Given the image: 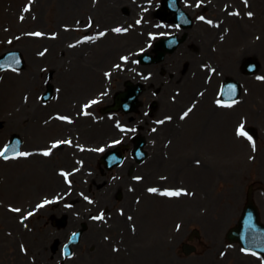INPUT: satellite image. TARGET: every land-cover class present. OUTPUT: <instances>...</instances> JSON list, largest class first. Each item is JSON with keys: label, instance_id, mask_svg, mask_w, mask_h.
<instances>
[{"label": "rangeland", "instance_id": "obj_1", "mask_svg": "<svg viewBox=\"0 0 264 264\" xmlns=\"http://www.w3.org/2000/svg\"><path fill=\"white\" fill-rule=\"evenodd\" d=\"M133 1L0 0V51L21 49L28 61L36 56L35 52L40 51L43 45L50 47L51 50V44H55L53 51L40 56V62L36 65L35 70L24 69L15 72L8 70L5 73H0V96L10 98L7 100L10 102L9 106H0V117H5L7 120L0 125V131L1 129L7 130L8 134L10 132L30 133V141L26 144L41 143L45 145L48 140L54 139L68 128L58 116L65 114L74 121L71 128L76 131L78 136L80 134L84 136L82 139L93 141L94 138H90L91 135L98 134L110 126L118 129L121 124H128L133 128H138L139 125L150 128L153 126L151 123L155 118L163 117L165 110H159L150 118L149 112L144 107L129 115L121 111L108 114L101 112V108L112 101L114 94L123 85L122 71L124 72V70L118 66L122 55L134 54L139 49L143 50L145 46L150 51L152 48L149 45L153 40L151 38L150 41L147 36L151 30L146 26L148 20H152L154 23L150 12L147 14L150 10L147 2L150 0H139L140 7ZM119 2L129 3L132 9L131 13L123 12ZM26 8L27 11H25ZM120 24L126 31L129 29L128 32L125 31L117 35L112 33V27ZM89 26L91 27L88 28ZM235 27L238 29L236 23L232 25L233 32L236 30ZM102 28L109 29L104 38L95 39L96 42H92V40L86 44L73 45V41L82 34L92 31L91 36L94 37L96 32H100ZM34 30L53 34L54 39L32 38L30 33ZM159 32L167 33L165 29L158 30V34ZM253 34L254 31L249 32L236 44H249ZM56 39L61 40V43L56 44L54 41ZM133 41L135 43L132 45L128 44ZM189 42L182 44L172 55L174 63L171 65L174 66L171 67L168 64L171 62V57L167 58L165 62L169 68L165 76L167 78L165 82L166 96L169 98L175 95L174 91L178 89L181 95H185L186 99L174 110L175 113L178 112L177 117H180L181 109L188 104L187 102L195 99L196 91L201 90L202 96L198 99L199 104L189 119L179 122L174 118L170 122L169 130L176 129L178 132L173 133V143L169 150L161 154L162 158L168 162L166 171L174 178L172 179L173 183L170 182L171 184L167 186L176 187L175 185L181 178L183 179V176L194 175L196 177L197 175L200 177L202 191L206 193L202 218L191 219L196 211L194 208L196 203H192L190 197L189 199L184 198V200H172L171 198L167 202L158 199L161 203L158 208L161 209L162 214L156 212L155 217H152L146 205L153 203V200L148 197L141 200L136 209L137 215L134 217V221L123 216L128 215L124 213L115 219V229H104L108 236L105 234L102 242L105 244V248L98 256L95 241L99 239V236L94 238L91 246L89 235L86 233L81 243L74 248L73 257L63 258L59 252L54 253L51 250L53 236L59 233L55 231L49 215L44 213L30 220L31 227L28 229V237L35 243L30 247L29 242L25 241L29 255H36L40 261L48 264H55L57 258L61 257L63 259L59 260V264H85L89 256L93 255H96L99 260L92 264H199L198 261L201 262L200 258L206 253L208 257L214 256L215 258V253L221 248V243L218 241L215 245L212 241L217 235L216 230L224 224V221L217 226L213 224L214 218L228 220L229 214H235L246 200L250 184H254L255 193L259 187L264 186V164L258 163L255 158L256 151L264 152V141L260 142L258 146L253 140L236 137L234 134V127L239 121L247 118L250 123L256 121V117H254L256 106L253 102L251 104L252 100L249 99L247 101L250 102V105L242 103L236 107V110L220 108L215 111L218 113L220 123L217 128L211 126L203 128L197 124L200 119L203 124V116L209 114L208 108H212L210 98L212 99L213 92L211 93L209 83L208 65L201 67L191 76L188 75L191 69L186 73H180L178 59L183 62V59L191 54L190 51L198 54L190 47L193 39H190ZM25 50H31L34 55L29 56ZM97 50H104V52L107 50L109 56L105 62H99L100 60L97 59L99 55L95 56ZM113 51L114 54L110 55V52ZM42 65L45 71L40 69ZM151 68L156 71L157 76L161 75L158 65L155 67L143 64H140L139 75H146ZM153 69L152 71H154ZM50 71L54 72L52 78L57 92L52 103H42L40 95L46 89L45 82ZM180 74L187 76L178 81ZM194 76H197L196 81L189 78ZM166 78L162 77V80L164 81ZM179 84H184V87H180ZM207 85H209L208 92ZM211 87L213 88V84ZM28 92H30L28 97L33 102L32 107L30 102H25L24 105L21 103L23 96ZM256 93L263 95L261 92ZM147 94L149 95V90ZM101 95L107 101L95 106L91 110L92 113L84 115V104ZM165 99L167 98L165 97ZM142 100L147 101V97L143 96ZM76 105H78L77 109L70 110ZM246 107H251L252 110L248 111ZM10 108L12 111L6 114L3 112ZM133 117L134 120H131ZM10 120H12L11 124ZM42 128L45 129L43 133L46 135L42 142H37L38 135L36 133ZM259 157L262 156L259 154ZM28 164H31L30 161ZM195 183V180L189 179V191L195 186ZM80 193H86V188L82 184L79 185L76 195H80ZM0 195L5 196L2 184H0ZM79 199L82 202L77 203L76 211L80 212V210H84L86 203L83 197ZM121 201L118 199L114 202V207ZM191 203L194 205L193 207ZM125 209L127 210V205ZM165 209L170 210L163 212ZM122 216L124 218H121ZM72 219L74 222L61 228V233L66 235L72 229L80 226L82 218ZM207 220L212 225H208ZM8 223L0 229L1 264H6L7 258H11L15 250L21 251L16 235L19 230ZM0 226H4L3 223ZM194 228H198L201 234L199 239H195L198 250L186 255L182 252V243L187 240L189 232ZM6 230L12 231V234H7ZM142 247L148 249L147 253L141 250ZM25 261H28V257ZM229 262H231V258L226 257L222 261L218 259L217 263L212 260L210 264H229Z\"/></svg>", "mask_w": 264, "mask_h": 264}, {"label": "snow or ice", "instance_id": "obj_2", "mask_svg": "<svg viewBox=\"0 0 264 264\" xmlns=\"http://www.w3.org/2000/svg\"><path fill=\"white\" fill-rule=\"evenodd\" d=\"M28 9L26 8L25 9V11H27ZM249 15H251V13H249ZM201 19H203L202 17H201ZM137 23H139V21H137ZM114 31H116V32H120V31H122L120 28H117V29H114ZM124 31H126V29H124ZM32 35H35V36H41L42 35V33H39V32H37V33H33ZM100 35H104V33H100ZM122 59H124V60H127V57H123ZM16 63H18V61H15ZM234 91H235V89H231L230 90V92H232V93H234ZM235 102V101H234ZM91 103H96V101H92ZM217 103H219V101H217ZM85 107H87V106H85ZM191 111V109H189L188 110V112H190ZM188 112H185L184 113V116H187L188 115ZM183 118V117H182ZM61 119H67V117H61ZM159 123H163V121H159ZM238 134L239 135H245V133H244V131H243V126H241V129H239L238 130ZM249 139H251V137H249ZM59 143H61V142H57V144H54L53 145V147H56ZM63 143H70V141H64ZM8 151H9V147L8 146H6L5 148H4V150H2V151H0V157H3L4 159H8L9 157H8V155H7V153H8ZM100 151H103V149H100ZM45 156H47V155H49L50 153L48 152V151H45L44 153H43ZM16 155H18V156H28V155H30L29 153H26V152H17L16 153ZM136 179H140L139 177H137ZM149 191L150 192H156L157 191V189H155V188H152V189H149ZM182 191V190H181ZM181 191H166V192H164V193H162L163 195H168V196H179L180 194H181ZM85 199H87V197H85ZM47 203H50L49 201H44V204H47ZM43 205H40V207H42ZM13 211H20V209H13ZM29 216L30 215H32V213H29L28 214ZM93 219H97V220H100V219H103V215H101V216H97V217H94Z\"/></svg>", "mask_w": 264, "mask_h": 264}, {"label": "bare ground", "instance_id": "obj_3", "mask_svg": "<svg viewBox=\"0 0 264 264\" xmlns=\"http://www.w3.org/2000/svg\"><path fill=\"white\" fill-rule=\"evenodd\" d=\"M60 42H58V43H56V44H59ZM54 48H55V45L54 44H51V50L50 51H52V50H54ZM27 51V53H29V54H31L32 53V51L31 50H26ZM114 54V51L113 52H110V55H113ZM108 56H109V53H107V50L105 51V52H103L99 57H98V59L100 60V61H102V62H105L106 61V59L108 58ZM38 60L39 59H35V57H33L31 60H29V67L27 68V69H32V70H35V64L38 62ZM37 73V72H36ZM13 91L14 92H16V90L15 89H13ZM169 107H172V105L171 104H169ZM209 111V110H208ZM209 112H211V111H209ZM212 113V112H211ZM210 123V120L209 121H207L205 124H204V126H206V125H208ZM113 128L112 127H110V129L106 132L107 134H105V136H107V135H110L111 133H113V130H112ZM103 134L101 133V135L100 136H102ZM158 165H160V163L159 162H156V160H154V163L152 164V167H158ZM145 176L147 177V178H149V176H148V173L147 172H145ZM97 250H96V253H97V256H98V254L99 253H102L103 252V249L105 248V244H103V243H97ZM143 249H141L144 253H147L146 251H148V249L147 248H145V247H142ZM136 250H138V249H136ZM141 253V252H140ZM97 256L95 255H93V256H89V258L86 260V262H85V264H92V263H94V262H97L99 259L97 258Z\"/></svg>", "mask_w": 264, "mask_h": 264}, {"label": "water", "instance_id": "obj_4", "mask_svg": "<svg viewBox=\"0 0 264 264\" xmlns=\"http://www.w3.org/2000/svg\"><path fill=\"white\" fill-rule=\"evenodd\" d=\"M133 98H134V96H133Z\"/></svg>", "mask_w": 264, "mask_h": 264}]
</instances>
